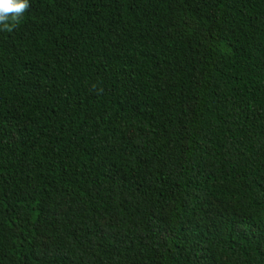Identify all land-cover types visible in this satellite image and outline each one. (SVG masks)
Masks as SVG:
<instances>
[{"label": "trees", "instance_id": "obj_1", "mask_svg": "<svg viewBox=\"0 0 264 264\" xmlns=\"http://www.w3.org/2000/svg\"><path fill=\"white\" fill-rule=\"evenodd\" d=\"M0 30V264H264V0H29Z\"/></svg>", "mask_w": 264, "mask_h": 264}, {"label": "clouds", "instance_id": "obj_2", "mask_svg": "<svg viewBox=\"0 0 264 264\" xmlns=\"http://www.w3.org/2000/svg\"><path fill=\"white\" fill-rule=\"evenodd\" d=\"M29 7V0H0V30L17 27Z\"/></svg>", "mask_w": 264, "mask_h": 264}]
</instances>
